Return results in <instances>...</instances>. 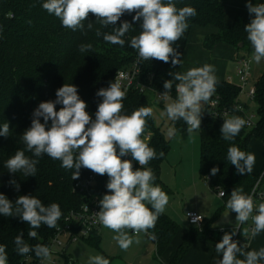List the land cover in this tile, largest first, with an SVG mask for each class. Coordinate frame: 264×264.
I'll use <instances>...</instances> for the list:
<instances>
[{
    "label": "clouds",
    "instance_id": "clouds-1",
    "mask_svg": "<svg viewBox=\"0 0 264 264\" xmlns=\"http://www.w3.org/2000/svg\"><path fill=\"white\" fill-rule=\"evenodd\" d=\"M246 6L249 14H254V18L244 27L254 49L251 59L245 65L247 68L253 61L259 64L264 58V3L254 6L249 2ZM42 7L59 18L63 27L73 31H84L85 25L82 22L88 20L89 13H92L102 27L113 28L112 33H102L96 29V36L102 35L104 41L121 47L125 45L123 37L133 28V23L139 21L141 32L130 38V47L137 50L138 60L169 63L171 59L173 68L182 65V54L173 44L183 37L189 26L188 18L197 15L196 9L190 6L177 9L174 0H167L166 3L165 0H46ZM133 13L132 22L123 21L119 27H114L122 16ZM87 29L92 30L93 24L88 23ZM92 47L90 43L81 44L79 51L88 52ZM169 75L173 79L164 81L165 92L160 94L161 98L169 101L161 116L166 115L171 121L182 119L191 136L194 131L201 129L202 104L207 103L216 91L218 79L215 67L204 64L183 73L170 72ZM123 78L124 73L118 71L115 82H110L107 88L96 92V96L102 100L98 103L95 119L86 111L87 104L78 95V88L65 83L56 90L55 100L41 102L33 111L31 126L23 132L21 139L33 157L47 154L53 160L61 161V167L75 169L72 180L79 178L82 167L101 176L107 174L108 192L99 200L100 211L94 214V222L117 233L113 239L126 251L133 242L140 243V233H148L149 229L155 227L158 217L165 211L169 196L159 185H153L156 176L151 168L144 167L158 158L155 149L141 139L146 127L145 118L152 115L153 109L142 106L131 115L123 113L122 101L126 98V90H121L120 81ZM174 82L178 83H175L176 98L172 100L170 90ZM56 105L62 107L57 111ZM246 123L240 116L224 119L220 128L222 138L232 141ZM9 131V123L6 122L0 127V136H8ZM175 132V128H169L168 136L175 135ZM128 156L131 159H121ZM163 156L164 152L161 151L159 157ZM133 160L140 165L135 170ZM227 160L235 166L237 174L244 175L252 172L255 156L232 145L227 150ZM38 163L39 159L30 158L26 156L25 150L18 149L6 161L5 167L10 173L23 172L28 177L35 176ZM218 171V167H213L211 175H216ZM9 183L19 190L16 180H10ZM219 196L223 198L225 192L220 191ZM145 202L151 205V210ZM226 206L237 214V224L231 233L225 232L221 241L215 244L216 252L222 254L219 264H259L264 261V247L259 251H245L246 244L239 245L238 241L233 240L240 229L239 225L250 218L254 227L244 229L245 237L254 238L264 231V203L258 205L257 214L253 216V196L244 194L243 188H234ZM0 214L19 217L30 229H39L42 224L57 228V222L62 216L57 203L45 206L32 195H21L13 203L2 193ZM202 218L201 215L194 216L193 222ZM126 229L132 230L135 241ZM23 235L21 232L14 239L18 254L26 255L34 251L37 257L50 260L48 246L36 244L31 247ZM37 235L35 230L28 231L31 238ZM238 255L244 259L237 258ZM0 264H8L6 246L2 244ZM88 264H110V261L95 255L89 257Z\"/></svg>",
    "mask_w": 264,
    "mask_h": 264
},
{
    "label": "trees",
    "instance_id": "trees-1",
    "mask_svg": "<svg viewBox=\"0 0 264 264\" xmlns=\"http://www.w3.org/2000/svg\"><path fill=\"white\" fill-rule=\"evenodd\" d=\"M45 2L46 0H0V127L8 122L10 128L8 136H0V193L13 203L21 195L35 196L45 206L57 203L62 216L57 222V228L42 224L39 229H30L19 217H5L0 214V244L6 246L8 264H41L43 259L37 257L34 251L26 255L17 253L15 237L23 232V239L29 246L41 244L50 249L58 228L64 225L66 217L72 211L80 209L85 202L94 198L100 200L108 192L107 174L97 176L90 195L83 194L75 189V184L87 177L91 170L82 167L79 178L72 180L75 169L61 167V161L53 160L47 154L39 158L33 157L32 153L26 150L21 136L31 126L32 113L38 105L44 101L55 100L56 90L65 83L73 84L78 88L80 98L87 104L86 111L95 119L98 103L102 100L96 96V92L107 88L110 82H115L118 71L138 63V78L122 101L123 113L131 115L142 106L150 107L147 92H165L164 81L173 79L169 73L179 72L181 67L177 65L173 68L171 59L169 63L138 60L137 50L130 47V38L141 32L139 21L134 22L133 28L123 37L125 45L121 47L104 41L102 35L96 36V29H100L102 33H112L113 28L102 27L92 13H89L88 20L82 22L85 25L84 31H73L63 27L59 18L43 9L42 4ZM174 3L177 9L185 6L196 9L197 15L187 20L188 27L213 25L217 28L216 33L205 37L203 45L206 49H212L217 43L224 42L252 56L254 49L247 39L244 27L254 18V14L248 19L237 14L234 22L229 24L226 20L227 0H174ZM260 3H264V0H260L258 4ZM133 15L135 13L125 14L114 27H119L123 21L132 22ZM88 23L93 24L92 30L87 29ZM89 43L93 46L91 51H79V45ZM177 51L182 54L183 62V50ZM175 83L178 82H174L170 90L174 96ZM254 84L258 122L253 128L243 127L232 141H225L220 132L223 122L205 114L201 117L200 172L210 177L211 186L217 189L218 193L225 192V205L234 188H243L244 194L250 195L258 178V174L252 172L237 174L235 166L227 160V150L230 146L236 145L248 153L252 139L264 141V71ZM144 86L147 87V92L141 91ZM212 97L217 98L220 105L230 109L233 116L242 118L247 114V106L244 111L236 110L241 99L240 88L236 83L225 79L218 80ZM60 107L62 106L56 105V110ZM145 119L146 127L141 139L155 149L158 158L151 160L144 167L153 170L156 176L153 185H159L164 192H169V187L161 179V165L170 151V142L163 131L154 124L151 116ZM41 122L43 123L42 118ZM173 122L178 129L188 127L182 119ZM148 133L150 138L146 140ZM18 149L25 150L26 156L30 158L39 159L35 176L27 177L23 172H8L5 163ZM161 151L164 152L163 157H159ZM132 163L134 170L140 167L137 161L133 160ZM213 167L219 168L214 176L211 175ZM13 179L19 184L18 191L9 183ZM146 206L151 210V205ZM243 224L240 225L235 240L239 244L247 238L241 234ZM190 225L191 228L169 264H180L195 242L212 238V230L209 227L199 230L196 225ZM179 229L180 224L165 212L158 217L155 227L148 230L157 237L155 244L158 256L169 247ZM29 230L37 231V237H29ZM84 239L98 247L101 235L99 231H94Z\"/></svg>",
    "mask_w": 264,
    "mask_h": 264
},
{
    "label": "rangeland",
    "instance_id": "rangeland-1",
    "mask_svg": "<svg viewBox=\"0 0 264 264\" xmlns=\"http://www.w3.org/2000/svg\"><path fill=\"white\" fill-rule=\"evenodd\" d=\"M208 27H213V25L202 28L201 32L209 30L210 28ZM193 30L187 41L183 40V38L177 41L178 44L184 47V60L180 72H186L190 68L202 67L204 64H211L215 67L217 78H222L225 74L227 77H231L234 83L238 84L239 77L236 75L237 60L249 53L237 50L224 42L217 43L212 49H206L200 33L195 29ZM173 46L179 45L174 43ZM263 71L264 58L259 64L254 62L251 82L254 83ZM147 96L150 100V107L153 109L151 117L154 124L163 131L166 139L170 142V151L161 165V179L170 189L169 192H166L169 196V202L164 212L176 220L180 226L182 225L189 230L191 225L186 218L185 210L194 208L198 200L202 212L206 214L209 220L213 218L216 211L219 210L222 213L221 218L215 222V229L216 235L223 236L220 231L226 224L225 218L234 215L233 222L237 224V214L227 208L225 199L221 198L218 195V190L211 186L210 180L207 179L208 176L206 177L200 172V129L189 136L187 128L178 129L177 125L169 120L166 115L161 116V112L165 111V104L169 101L156 100L155 93L151 91L147 92ZM241 98L247 103V115L257 123L256 101L247 99L245 94H241ZM169 128L176 129L175 135L168 136ZM263 143V141L254 138L249 144L248 153L255 156L254 170L259 168V161L264 155ZM146 205L148 204L146 203ZM247 224L248 221L244 222L241 234H243L244 229L248 228ZM128 233L133 236V239L135 238L132 233ZM99 234L101 235V241L98 247L83 238L68 243V238L62 235L60 237L63 241L62 245L52 239L51 258L50 260L44 259V264H88L89 257L95 255L105 257L110 261V264H163L157 258V254L154 255L152 248L154 243L151 240L146 242L148 244L133 242L129 249L125 251L113 239L117 233L111 229L103 227L100 229ZM140 237L144 238L146 234L142 233Z\"/></svg>",
    "mask_w": 264,
    "mask_h": 264
},
{
    "label": "built area",
    "instance_id": "built-area-1",
    "mask_svg": "<svg viewBox=\"0 0 264 264\" xmlns=\"http://www.w3.org/2000/svg\"><path fill=\"white\" fill-rule=\"evenodd\" d=\"M250 59H251L250 55H245L239 58L238 66L236 69V75L239 77V83L237 85L240 88V97H241V94H245L247 99L255 100L256 86L254 84L255 82L254 83L251 82V78L253 75L254 61L250 65H248L247 68L245 67V65L248 63ZM119 72L124 73V78L121 79L120 81L122 85L121 90H126L127 92L130 90L131 85L138 78L139 65L138 63H136L132 65L130 68L122 69ZM228 81L231 83H234L232 79H229ZM141 91L147 92V87L144 86L141 89ZM162 93L164 92H158L155 94L156 100H164L160 96V94ZM170 97L172 100L175 99L176 92H175V96L171 92ZM245 106H246L245 103L242 102V100L240 99V104H238V109H242V111H244L246 109ZM202 112H203L202 115L205 114L208 117H212L213 119H217L222 122H224V119L231 118L233 116V112L227 107L220 105L218 102V99L215 97L210 98V100L207 103L202 104ZM242 118L245 119L247 122L244 127L253 128L256 125L255 121L251 117H249L247 114ZM149 138H150V134L148 133L145 136V139L147 140ZM97 176L98 174L91 171L87 177H85L82 180L77 181V183L75 184V189L80 193L90 195L97 181ZM207 179L210 180V177L208 176ZM250 195L253 196L254 210H253L252 215L254 216L257 214L256 208L258 207V205L260 203H264V166L261 169V171L258 173L257 181ZM86 205L88 207V210H86ZM99 211H100V206H99L98 198H94L91 201L85 202L80 207V209L76 211H72L66 217L64 225L58 228L53 239H55L60 245H62L63 241L60 239L62 235L68 238V243H69L79 238H83V239L88 238L89 236L92 235L94 231H100V229L103 228L104 226H102L99 222H94L95 221L94 214ZM198 215L203 216L202 214L196 211L188 210L186 213V217H187L189 224L201 225L202 222L205 220L204 216L200 221H197L195 223L193 222V217L198 216ZM252 227H254L253 221H252V225L250 229ZM126 231L134 235L132 230L126 229ZM145 234H147L154 242H157V237L155 234L149 231L148 233H145ZM153 236L155 237L154 239L152 238ZM236 236L237 234L235 235V238H233L234 241L236 240ZM50 252H51V247H50ZM41 264H44V259L41 262Z\"/></svg>",
    "mask_w": 264,
    "mask_h": 264
},
{
    "label": "crops",
    "instance_id": "crops-1",
    "mask_svg": "<svg viewBox=\"0 0 264 264\" xmlns=\"http://www.w3.org/2000/svg\"><path fill=\"white\" fill-rule=\"evenodd\" d=\"M259 1L260 0H227V7H226V20H227V22L229 24L233 23L234 20H235V17L237 16V14H241L244 18H247V19L250 18L251 15L249 14L246 5L249 2H251L255 6L256 4L259 3ZM202 28H206V27H198V26L188 27L187 30L184 32L183 37H181V39L183 38V40L185 39V41H187L188 37L194 31L193 29H195L197 32L200 33V36L202 37V41L203 42H204V39H205V37L207 35H210L212 33H216L217 32V28L215 26L208 27V28H210L209 30L201 32ZM175 44L179 45V46H173V47L176 50H178V49L183 50V53H184V47L181 46V44H178V42H176ZM183 60H184V57H183ZM217 79L218 80H223V79L229 80V79H232V78L231 77H227L224 74V76H222V78L220 77V78H217ZM241 100L247 106L246 101H244L242 98H241ZM263 146H264V143H263ZM259 165L260 166H259V168H257V170H254V168H253L252 173L258 174L261 171V169L264 166V155L261 157V159L259 161ZM187 209L189 211H196V212L202 214L205 217V220L202 222V224L201 225H197V227L199 228V230H202L206 226L209 227L212 230V238L211 239L198 240L197 242H195L189 248V250L186 252L184 257L180 261V264H219V260L222 259V254L216 252L215 244L221 241L222 236L221 235H216L215 222L221 218L222 213L219 210L216 211V213L214 214L213 218L209 220L208 217L206 216V214L204 212H202L198 200H197L194 208H192V209L187 208ZM234 214H235V212H234ZM233 216L234 215H230L229 217L225 218V223L226 224H225V226H223L221 228V229H223V231L222 230L220 231V233H223V235H224L225 232L231 233L233 228L236 226V224L233 222V220H234ZM251 225H252V220L250 219L248 224H247V227H248L247 229H250ZM187 232H188V229H186L185 227H183L181 225L179 231L177 232L176 236L174 237V239L170 243L169 247L163 252V254H161L159 256L156 255L157 253H156V244H155V242L147 234H146V237L141 238L140 235L142 233H140L139 234V239H140V243H142V244L143 243L144 244H148L146 242H149V240H151L154 243V245L152 244V248L154 250V255H156L157 258L160 261L163 262V264H169L171 262V260H172L173 255L175 254V252L178 250L179 246L184 241V238H185ZM134 240H135V238H134ZM243 244L247 245V248L244 249L245 251H252V250L259 251L260 248L264 247V231L259 233L254 238L247 237L245 242H243V243H241L239 245H243ZM151 252L152 251H150V253ZM152 254H153V252H152ZM237 258L244 259L243 256H239V255H238ZM259 264H264V261H260Z\"/></svg>",
    "mask_w": 264,
    "mask_h": 264
},
{
    "label": "water",
    "instance_id": "water-1",
    "mask_svg": "<svg viewBox=\"0 0 264 264\" xmlns=\"http://www.w3.org/2000/svg\"><path fill=\"white\" fill-rule=\"evenodd\" d=\"M186 212L188 211V209L185 210Z\"/></svg>",
    "mask_w": 264,
    "mask_h": 264
}]
</instances>
